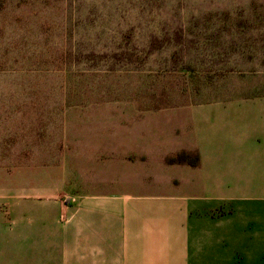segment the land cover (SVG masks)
Wrapping results in <instances>:
<instances>
[{
  "label": "rangeland",
  "instance_id": "obj_1",
  "mask_svg": "<svg viewBox=\"0 0 264 264\" xmlns=\"http://www.w3.org/2000/svg\"><path fill=\"white\" fill-rule=\"evenodd\" d=\"M262 95L264 0H0V264L66 244L78 254L94 184L161 209L204 201V170L168 160L196 161L177 149L207 106ZM196 215L145 225L163 236V264H221V231Z\"/></svg>",
  "mask_w": 264,
  "mask_h": 264
},
{
  "label": "crops",
  "instance_id": "obj_2",
  "mask_svg": "<svg viewBox=\"0 0 264 264\" xmlns=\"http://www.w3.org/2000/svg\"><path fill=\"white\" fill-rule=\"evenodd\" d=\"M251 103L242 110L228 107L237 104L207 106L203 122L191 126L193 144L177 149L199 152L200 165L193 167L204 170L210 197L197 203L175 201L168 210L160 208L157 198L118 200L102 193L104 184H94L93 214L81 218L78 254H69L68 244L55 250L36 248L29 264H163L158 255L162 248L155 244L163 236L147 235L145 225H154L152 233L164 231L163 224L186 222L197 218V212L203 213L200 217L211 238L221 231V264H264V95ZM198 205L200 209L192 211ZM217 209L223 213L214 216ZM141 211L152 212L154 218L135 219ZM118 214L125 216L120 253L113 249L117 236L112 233L113 216ZM16 264H21L19 255Z\"/></svg>",
  "mask_w": 264,
  "mask_h": 264
},
{
  "label": "trees",
  "instance_id": "obj_3",
  "mask_svg": "<svg viewBox=\"0 0 264 264\" xmlns=\"http://www.w3.org/2000/svg\"><path fill=\"white\" fill-rule=\"evenodd\" d=\"M189 156V154L187 153V152H185V151H183L181 154H180V158H170L169 160H168V163H188L189 165H192V166H198V164H199V161H200V157H199V155L197 154L196 155V161L195 162H190V161H188L187 160V158L186 157H188Z\"/></svg>",
  "mask_w": 264,
  "mask_h": 264
}]
</instances>
